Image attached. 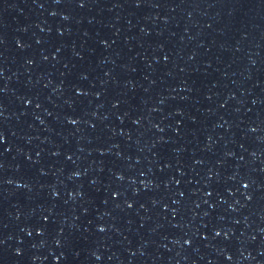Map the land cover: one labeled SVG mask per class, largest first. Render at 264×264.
<instances>
[{
	"label": "water",
	"instance_id": "obj_1",
	"mask_svg": "<svg viewBox=\"0 0 264 264\" xmlns=\"http://www.w3.org/2000/svg\"><path fill=\"white\" fill-rule=\"evenodd\" d=\"M0 264H264V0H0Z\"/></svg>",
	"mask_w": 264,
	"mask_h": 264
}]
</instances>
